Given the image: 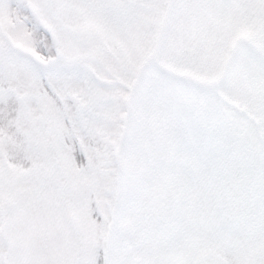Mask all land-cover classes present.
<instances>
[{
  "label": "snow or ice",
  "instance_id": "6c2138e0",
  "mask_svg": "<svg viewBox=\"0 0 264 264\" xmlns=\"http://www.w3.org/2000/svg\"><path fill=\"white\" fill-rule=\"evenodd\" d=\"M0 264H264V0H0Z\"/></svg>",
  "mask_w": 264,
  "mask_h": 264
}]
</instances>
